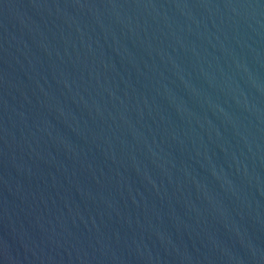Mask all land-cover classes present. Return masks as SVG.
Here are the masks:
<instances>
[{"label":"water","instance_id":"water-1","mask_svg":"<svg viewBox=\"0 0 264 264\" xmlns=\"http://www.w3.org/2000/svg\"><path fill=\"white\" fill-rule=\"evenodd\" d=\"M0 264H264V0H0Z\"/></svg>","mask_w":264,"mask_h":264}]
</instances>
